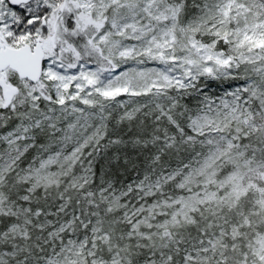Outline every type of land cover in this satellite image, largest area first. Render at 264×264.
Returning <instances> with one entry per match:
<instances>
[{
	"label": "snow or ice",
	"instance_id": "1",
	"mask_svg": "<svg viewBox=\"0 0 264 264\" xmlns=\"http://www.w3.org/2000/svg\"><path fill=\"white\" fill-rule=\"evenodd\" d=\"M0 264H264V0H0Z\"/></svg>",
	"mask_w": 264,
	"mask_h": 264
}]
</instances>
